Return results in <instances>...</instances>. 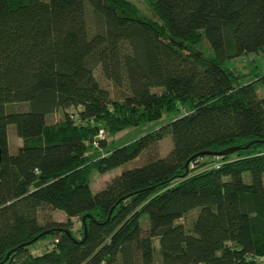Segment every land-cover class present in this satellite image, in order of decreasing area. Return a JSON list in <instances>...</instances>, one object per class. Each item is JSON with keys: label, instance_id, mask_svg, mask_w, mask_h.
I'll return each mask as SVG.
<instances>
[{"label": "trees", "instance_id": "obj_1", "mask_svg": "<svg viewBox=\"0 0 264 264\" xmlns=\"http://www.w3.org/2000/svg\"><path fill=\"white\" fill-rule=\"evenodd\" d=\"M146 1L155 17L134 0H0V264H264V72L226 62L264 52V0Z\"/></svg>", "mask_w": 264, "mask_h": 264}, {"label": "rangeland", "instance_id": "obj_2", "mask_svg": "<svg viewBox=\"0 0 264 264\" xmlns=\"http://www.w3.org/2000/svg\"><path fill=\"white\" fill-rule=\"evenodd\" d=\"M134 1L140 8L142 14L147 15L149 17H155L153 11L151 10L146 0H134ZM202 43H203L202 44L203 47L208 46L207 41H203ZM204 49H207V48H204ZM212 51L213 50L211 47L209 48V50H205L206 53H211ZM226 62L230 66L237 65V67L241 69V71L243 70H247L246 72L250 71V73L244 75L243 77L244 80H247L251 76L253 71H260L261 73L264 72V52H260V53L249 52V53H246L240 56L230 58ZM95 72L100 82L104 86L108 87L111 90L112 95L115 96L116 88L113 85V83L103 75L100 66L96 68ZM12 107L25 108L26 104L16 102L12 105ZM188 110H189L188 105L181 106L180 108L175 109V110H164L163 115L160 118L145 121L138 125L128 126L108 137L110 141V143L108 144V147H113L115 145H121V144L130 142L136 139L137 137H139L140 135H142L143 133L149 130H152L154 128H157L163 123H166L186 113ZM62 116H63V110L58 109L52 113L47 114V120L54 121V120L60 119ZM8 132H9V150L16 151L17 147L22 143V138L17 134L15 124L13 123L9 124ZM172 144H173L172 136L169 133L159 143L160 152L162 154L166 153L171 148ZM145 158H146V155L142 154L137 159L134 158L132 160H129L128 162L118 165L114 168H111L105 172H101L97 169H94L92 171L91 180H90L91 188L94 191L99 190L100 188L105 186L107 181L111 179L114 175L120 173L125 168L132 167L136 165L137 163L143 162ZM246 179H248V174H246ZM45 209L46 210H44V212L42 211L41 213H45L47 215L50 214V216L53 219H56V220H66L67 219L66 213L63 212L62 210L53 209V208H45ZM196 213H197V209H192L185 216H183L181 220H183L187 225H189L191 220L195 217ZM79 226H80V221H76L74 223V228H78ZM49 240H50V237L43 238V239L41 238L38 241V243L35 245L36 251H40L42 248H44L49 242Z\"/></svg>", "mask_w": 264, "mask_h": 264}, {"label": "water", "instance_id": "obj_3", "mask_svg": "<svg viewBox=\"0 0 264 264\" xmlns=\"http://www.w3.org/2000/svg\"><path fill=\"white\" fill-rule=\"evenodd\" d=\"M96 138L97 139H99L100 138V136L99 135H97L96 136ZM236 148H238V146H230V147H228V148H226V149H224L223 151H221V152H224V151H233V150H235ZM208 152V151H207ZM189 169L187 168V170L186 171H188ZM44 232H50V229H48V230H45ZM69 233H70V231H68ZM41 234H39L37 237H39ZM11 253V250L8 252V254H7V257L9 256V254Z\"/></svg>", "mask_w": 264, "mask_h": 264}, {"label": "built area", "instance_id": "obj_4", "mask_svg": "<svg viewBox=\"0 0 264 264\" xmlns=\"http://www.w3.org/2000/svg\"><path fill=\"white\" fill-rule=\"evenodd\" d=\"M104 135V131H103V129H101L100 130V133H99V136L101 137V136H103ZM264 259V258H263Z\"/></svg>", "mask_w": 264, "mask_h": 264}]
</instances>
